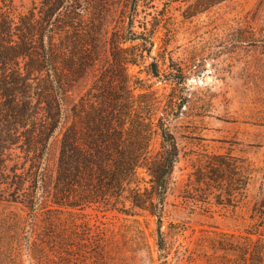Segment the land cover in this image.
Segmentation results:
<instances>
[{
	"label": "trees",
	"instance_id": "trees-1",
	"mask_svg": "<svg viewBox=\"0 0 264 264\" xmlns=\"http://www.w3.org/2000/svg\"><path fill=\"white\" fill-rule=\"evenodd\" d=\"M186 1L184 15L192 18L225 0ZM142 3L149 6V0H34L19 10L15 0H0V202L19 208L0 207V264H24L26 249L32 264L107 259L105 237L84 220L65 224L47 245L34 236L21 244L25 209L81 217L98 206L156 216L163 248L180 148L168 113L158 115L150 80L185 74L163 72L153 54L170 5L141 17ZM230 42L233 51L264 54V25L242 23ZM194 66L201 64L194 59ZM157 136L161 147L154 151ZM194 174L192 198L202 202L215 188L218 203L236 206L249 182L228 154L211 155ZM253 210L264 215V201ZM6 238L11 242L2 244Z\"/></svg>",
	"mask_w": 264,
	"mask_h": 264
},
{
	"label": "rangeland",
	"instance_id": "rangeland-1",
	"mask_svg": "<svg viewBox=\"0 0 264 264\" xmlns=\"http://www.w3.org/2000/svg\"><path fill=\"white\" fill-rule=\"evenodd\" d=\"M33 1L15 4L27 10ZM165 3L170 9L160 23L153 54L163 72L179 75L182 69L185 77L150 80L159 100L158 115L168 113L167 124L180 148L163 214V248L158 244L156 216L98 206L86 208L81 217L50 216L40 210L35 216L29 209L21 210L28 218L21 244L34 236L47 245L51 235L61 237L65 224L78 219L102 232L107 259L82 258L74 264H264V215L253 210L264 201V54L257 49L233 51L230 42L231 32L242 23L264 25V0H225L192 18L184 15L186 0H149L148 7L140 5V16ZM194 59L201 66L192 67ZM160 147L157 136L153 150ZM213 154L237 158L249 180L236 206L218 203L215 188L207 202L192 198L198 186L195 170H205ZM6 205L19 209L0 202L1 208ZM49 216L53 222L51 218L48 222ZM22 253L23 263L32 264L27 249Z\"/></svg>",
	"mask_w": 264,
	"mask_h": 264
}]
</instances>
